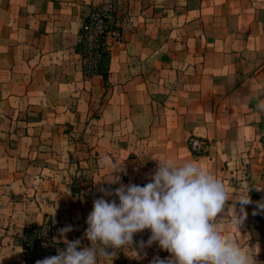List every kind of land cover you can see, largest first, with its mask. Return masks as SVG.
Returning <instances> with one entry per match:
<instances>
[{
    "label": "crops",
    "instance_id": "obj_1",
    "mask_svg": "<svg viewBox=\"0 0 264 264\" xmlns=\"http://www.w3.org/2000/svg\"><path fill=\"white\" fill-rule=\"evenodd\" d=\"M96 1L0 0V204L9 196L13 198L9 199V205L17 208L26 204L23 209L30 211L23 218L12 217L5 224L28 226L33 207L42 210L46 207L45 211L48 207L65 208L70 147L75 148V167L70 168V173L75 172L81 179L99 180V186L112 193L120 184L144 186L151 182L149 176L158 167V161L177 165L191 161L220 180L230 196L233 194V200L225 203L214 223L226 231L234 228V239L254 256L256 264H264V230L254 229L259 220L264 221V210L258 207L264 203V196L259 198L261 191L264 192V171L258 174L251 168L257 165L251 169L244 166L251 159L240 160L235 146L237 137L243 138L241 133L250 139L257 129L249 120L240 128L226 130L222 119L216 117L235 111L236 108L226 109L222 104L231 97L230 92L251 99V86L260 82L264 88V73L256 74V82H244L247 76L239 69L249 65L252 58L255 60L264 47L252 37V43L215 49L211 60L210 46L206 44L205 53L195 62L193 44H176L183 58L165 60L167 65L162 52L168 50V44L161 42L160 15L149 11L152 8L148 7L149 1L143 0L138 2L136 12L139 25L129 31L137 40L121 45L112 53L108 51V62L101 68L104 75L85 77L77 58L78 33L82 20ZM263 2L234 0V15L242 22L253 17L248 14L256 13ZM209 5V0H201L195 17L193 8L186 11L183 28H194L198 23L204 32L207 25L203 14ZM258 24L261 26L256 34L264 35V23ZM240 28L241 33L252 36L247 27ZM237 50L243 52L240 54ZM230 56L237 58L229 60ZM263 62L264 59L255 66ZM236 66L234 74L241 80H233V87L227 91L226 81L232 80L226 69ZM194 74L199 79L197 90L192 85ZM235 81L242 83L236 86ZM260 92V97H264V89ZM212 99L217 102L212 103ZM256 109L253 106L243 113L252 117L258 113ZM94 114L100 119L91 118ZM167 114L190 116L193 121L195 115L203 116L201 137L209 142L204 156H193L185 148L183 140L188 136L187 130L178 139V126L168 127L159 117ZM208 115L215 116L212 124L208 122ZM113 179L118 182H111ZM248 189L252 203L257 202V206L252 203L244 206L247 216L238 227L231 221L234 215L231 208L235 205L236 214L241 215L235 195ZM77 191V188L69 189V193ZM51 194L57 196L55 203L46 205L45 200L40 201L39 197ZM105 200L119 203L114 194L105 195ZM3 223L0 219V226ZM145 230L148 235L150 230ZM246 230L250 237H246ZM65 236H61L63 240H83ZM8 240L0 238V244ZM147 241L133 236L132 255L147 251Z\"/></svg>",
    "mask_w": 264,
    "mask_h": 264
},
{
    "label": "rangeland",
    "instance_id": "obj_2",
    "mask_svg": "<svg viewBox=\"0 0 264 264\" xmlns=\"http://www.w3.org/2000/svg\"><path fill=\"white\" fill-rule=\"evenodd\" d=\"M143 0H97L96 3L93 5V8L87 15L84 17V19L81 22L79 33H78V44L81 40V31L82 27L85 22L88 20L91 21L94 18H98L102 14L109 15L108 20V28L110 31L115 30V35L108 33L105 37L106 44L104 45V49L109 53H112L115 51L116 48H119L121 45L125 43L132 42L134 40H137L136 36H130L131 33L129 31H132V27L134 29L139 25L138 19H137V10H138V2L142 3ZM149 1V6L152 7L149 11L155 12L156 14H159V25L161 26V29L163 30V34L161 35V42L168 44L167 51L162 52L163 55H166V58L163 60L173 59V60H179L180 58H183V55L181 54V51H179V48L176 46V44H193L194 45V56L193 59L196 62L200 58V55L205 53L204 46L209 44V52L211 54L210 58L213 59L212 54L214 53L215 49L219 48L221 49L223 46H233V47H239L243 43H252L253 40L252 37L257 38V42L260 43L264 47V35H257V28H259L261 25L258 24L264 23V2L261 3V7L257 9L256 13H249L248 15H253L250 18L247 17L246 20L240 22V20L237 18L236 15H234V11L236 9V5L233 3L234 0H209L210 5L207 7V9L204 11V25L206 26V29H203L204 32H201V26L198 23L194 24V28L190 27L187 29H184L183 26L186 22V18L183 17L186 13V11H189L191 8L195 10L192 15L194 17L197 15L196 10L200 9L201 0H147ZM154 1V2H153ZM141 7L142 4H141ZM147 15H149L147 13ZM181 15L180 17H178ZM191 16V15H190ZM189 16V17H190ZM148 18V16H146ZM153 17H150V19ZM195 19V18H194ZM199 26V27H198ZM240 27H247L249 31L251 32L250 35H245L244 33H241L239 30ZM112 28V29H111ZM183 29V30H182ZM136 32V31H134ZM255 34V35H254ZM77 44V46H78ZM198 46V47H197ZM172 48V50H170ZM183 51V50H182ZM221 51V50H220ZM237 53H242L243 51H235ZM221 53L225 54V52L221 51ZM234 53V52H232ZM251 53V52H250ZM256 53V52H255ZM223 54V55H224ZM257 54V53H256ZM256 59L254 60L252 58V61H249V65L246 66H240V70L243 71V74H246V78L244 82L247 81H255L256 74L264 73V62L262 65H259L258 67L255 66L258 64L262 59H264V49L262 52H259V55L257 54ZM78 58V64L80 66V71L82 75L85 77H91L93 75H89L87 71V62L85 61V57L81 55V53H77ZM190 58V57H189ZM231 58H237V56H230L228 59ZM103 57L100 60V66L103 65L102 63ZM167 64V62H166ZM168 65V64H167ZM86 69V70H85ZM217 70V68H213ZM238 67L236 66L235 69L233 67H227L226 73L229 75L232 81L227 83L226 81V89L227 91L229 88L233 87V80H241V77H239L237 74H234ZM169 70V69H167ZM86 72V73H85ZM85 73V74H84ZM195 73V71H194ZM256 82V81H255ZM264 83V80H262ZM236 86H240L242 82H236ZM209 84V83H207ZM192 85L195 90L199 88V79L196 74L193 76ZM261 83H255L253 86H251V90L249 91L250 96L252 95L251 99H248L244 96L234 94L233 92H230L231 97L227 98L225 103L222 104L226 107V109L230 106L232 109L236 108L235 111H232V113L224 112V115L216 116L220 117L222 119V122L224 124V129L228 130V127L231 128H240V125L242 123H245L249 120H251V123L255 125L256 131L254 137L251 136L250 139L246 138V135L240 134L241 137H237V141L235 146L237 151L239 150V154L241 155V159H251L248 163H245L244 166L248 167L249 169H253L254 171L258 172V174H261V172L264 171V111H259L260 109H264V97L262 96V93L260 92L261 89ZM212 86V85H211ZM207 90H210L209 88ZM200 99L198 101L196 100L195 103L198 104ZM217 102V99H212V103ZM210 104L212 107L213 104ZM253 106H256L257 114L252 115V117H246L247 113H243L246 109L253 108ZM239 108V109H237ZM255 110V109H254ZM95 113V112H94ZM243 113V114H242ZM255 113V112H253ZM249 114V113H248ZM162 117V120L164 123H168V127L170 126H178L176 127L178 135L177 138L182 139V136L185 135V130H187L186 134L188 136L183 140L184 146L189 150V152L192 154L190 150V141L192 139L201 140L204 142V151L203 154L196 157H202L207 153V149L209 146V142L207 140L202 139V129H201V121L203 120L201 115H195L194 121L191 119L190 116H183L180 114H167ZM205 117V116H204ZM91 118L100 119V116L93 115ZM182 118V119H181ZM209 123L212 124V120L215 119V116L208 115ZM254 120V121H253ZM161 122V123H163ZM182 126V127H181ZM261 127L263 128L261 131ZM186 128V129H185ZM194 129V130H193ZM65 133V131H64ZM69 131L66 130V134H68ZM71 137V135H69ZM241 139H244L242 141ZM67 147H69L67 145ZM71 150L67 149V177H66V188H67V199L65 203V208H61L60 210H54L50 207L47 211H45L46 207H43L42 209H36L33 207V212L31 213L33 218L29 221L30 224L28 226H17L14 224H5V222L9 223L10 219L12 217L18 218V217H24L27 212L25 211L26 204L23 207H13L10 204V200H13V198H10L7 196L4 198V201L2 204H0V219L3 224L0 226V238H9L14 239L12 240V247L10 240L6 242V244H0L1 250H0V264H26L24 261V254L21 249V240H22V233L25 229L28 228H35L43 224H50L53 227L54 235H55V241L57 243L65 244L64 240L62 239L61 235L59 234L58 230L60 228H63L67 225H71L73 230L65 236L69 235L71 238L72 236H76V238H83L81 241V247L88 246L89 241L84 237V232L87 228L86 219L88 214L93 209V201L98 198H104L105 194L104 192H101V189H103L100 185V181L96 180L93 181L92 178L87 179L80 178L75 172L73 173L70 168L75 167L73 158L75 154V148H71ZM95 153H93L94 155ZM193 155V154H192ZM250 158H249V156ZM195 156V155H193ZM262 157V161H259V158ZM240 158V157H239ZM239 160V159H238ZM72 161V162H71ZM234 161H237L234 159ZM238 162V161H237ZM240 165H243L242 162H240ZM96 165V163H94ZM238 164V166H240ZM253 165H257V167H254ZM253 166V167H251ZM94 167V166H93ZM251 167V168H250ZM77 168V167H76ZM78 169V168H77ZM80 179H79V178ZM84 183V185H82ZM98 186V193L97 191ZM70 188H77V192L69 193ZM101 193V194H100ZM264 196V192L261 191L259 198H262ZM55 195H49L46 197H39L40 201L45 200L46 205L51 202L55 203L56 200ZM258 197V196H256ZM63 203V202H61ZM55 205H53L54 207ZM241 228H244V225L241 226ZM234 228H230L227 230V232L232 235L235 238L236 231L233 230ZM239 229V228H237ZM253 229V228H252ZM254 229L256 230H264V221L259 220L256 225H254ZM239 232V231H238ZM256 235L257 233L254 232ZM151 233L147 235V230H144L142 232H139L137 234H134L133 236L137 238H146L149 239ZM250 232L246 230V237H250ZM245 238V237H242ZM74 241V240H73ZM148 247V246H147ZM113 251H115L114 255L109 258L108 260H100L99 264H151V262L154 260V258L159 257L160 259H167L170 257V253H168L165 250H162L158 243H153L150 247H148V250L144 253H136V255H132L130 247H124L120 249H111L108 248L107 252L111 254Z\"/></svg>",
    "mask_w": 264,
    "mask_h": 264
},
{
    "label": "clouds",
    "instance_id": "obj_3",
    "mask_svg": "<svg viewBox=\"0 0 264 264\" xmlns=\"http://www.w3.org/2000/svg\"><path fill=\"white\" fill-rule=\"evenodd\" d=\"M158 162L149 176L151 182L144 186L120 184L114 193L101 189L105 195L118 197L119 203L104 198L93 201L84 232L88 246L81 247L80 239H65L64 249L36 264H99L114 255L115 251L109 254L108 248L131 247L133 235L145 229L151 232L146 246L158 243L170 253L169 258L156 257L151 264H256L249 251L214 223L233 196L223 183L191 161L179 165L167 160ZM235 196L241 215L236 214L233 205L231 221L239 227L247 216L244 206L252 201L249 189ZM258 207L264 210V203ZM72 230L67 225L58 232L63 237ZM141 246H145L143 242Z\"/></svg>",
    "mask_w": 264,
    "mask_h": 264
},
{
    "label": "built area",
    "instance_id": "obj_4",
    "mask_svg": "<svg viewBox=\"0 0 264 264\" xmlns=\"http://www.w3.org/2000/svg\"><path fill=\"white\" fill-rule=\"evenodd\" d=\"M109 15L102 14L98 18L84 23L81 31L80 47L77 51L85 57L89 75H96L102 59L103 46L106 44L105 37L108 33L115 35V30H109ZM112 29V28H111ZM86 70V69H85ZM85 72V73H86ZM84 73V74H85ZM204 142L197 139L190 141V150L193 155L200 156L204 151ZM21 249L26 264H36L37 260L57 255L58 249H64L65 244L57 243L53 227L50 224H43L35 228L25 229L22 233Z\"/></svg>",
    "mask_w": 264,
    "mask_h": 264
},
{
    "label": "trees",
    "instance_id": "obj_5",
    "mask_svg": "<svg viewBox=\"0 0 264 264\" xmlns=\"http://www.w3.org/2000/svg\"><path fill=\"white\" fill-rule=\"evenodd\" d=\"M79 47H80V45L78 44V46H77V51L79 50ZM102 56H103V61H102V63L104 64V65H106L107 64V62H108V52L104 49V46H103V52H102ZM102 65L100 66L99 65V68H98V70H97V73H96V75L98 74V75H104V73L102 72Z\"/></svg>",
    "mask_w": 264,
    "mask_h": 264
},
{
    "label": "water",
    "instance_id": "obj_6",
    "mask_svg": "<svg viewBox=\"0 0 264 264\" xmlns=\"http://www.w3.org/2000/svg\"><path fill=\"white\" fill-rule=\"evenodd\" d=\"M252 204H254V206H255V205L257 206V202H255V203H252Z\"/></svg>",
    "mask_w": 264,
    "mask_h": 264
}]
</instances>
